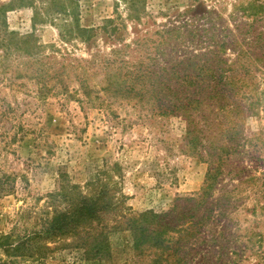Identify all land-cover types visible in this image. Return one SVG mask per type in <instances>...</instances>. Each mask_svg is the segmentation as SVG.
Returning <instances> with one entry per match:
<instances>
[{"label": "rangeland", "instance_id": "374dc122", "mask_svg": "<svg viewBox=\"0 0 264 264\" xmlns=\"http://www.w3.org/2000/svg\"><path fill=\"white\" fill-rule=\"evenodd\" d=\"M135 2L79 0L90 41L34 25L32 8L7 12L9 29L32 34L41 52L0 57V238H33L23 255L0 249V264H166L150 243L136 249L135 226L165 231L166 245L187 251L190 264H264V0ZM258 6L255 20L246 15ZM247 49L253 57L239 62L249 72L235 73L243 78L232 90L239 113L217 100L170 112L173 95L148 77L134 91L121 85L135 67L154 76L178 64L186 72L170 83L184 98L193 87L182 75L196 73L189 59L229 64ZM83 197L99 206L94 217L44 234Z\"/></svg>", "mask_w": 264, "mask_h": 264}, {"label": "trees", "instance_id": "16d2710c", "mask_svg": "<svg viewBox=\"0 0 264 264\" xmlns=\"http://www.w3.org/2000/svg\"><path fill=\"white\" fill-rule=\"evenodd\" d=\"M79 0H12L9 4L3 5L0 7V48H3V51L0 53V57L3 56L7 58L11 56L14 52L25 54L28 56L36 57L40 54L41 46L38 44L36 38L32 34H21L14 30L9 29V25L6 19V14L9 10H13L14 8H21V7H29L32 8L34 13L32 17L33 24L36 25L39 21H46L52 24H55L60 29V36L63 40L69 41L74 36L80 37L84 41H90L92 38L93 28H86L80 24V15L77 12L78 2ZM119 1H126L132 7L136 6L135 0H119ZM75 6L73 7V4ZM255 8V7H254ZM259 9L261 11V6L252 9L251 12L247 13L248 17L252 16L255 20L259 15ZM136 17L140 18V15L134 12ZM43 15V16H42ZM112 22V20H108ZM248 32V31H247ZM258 42V38H257ZM136 43L139 45L140 40L136 39ZM137 45V46H138ZM126 45L124 44L122 48ZM222 47V46H221ZM121 48L119 49L117 46L112 48V56L111 59L113 62H117L119 60L118 55L121 53ZM224 50V47H223ZM208 52L215 54L214 50H209L204 52L202 56H206ZM168 52L164 49L161 51L160 55H166ZM254 54V50L247 49L245 51H240L237 56V61L227 64L224 59H220V62H214L211 60H205L203 62H194L192 59L188 61L194 67H196V73L194 75H189V73H184L182 76L183 83L186 85L190 84L193 87V90L190 91L191 94L186 95L184 98H181L178 94L179 92L174 91L172 88V81L171 77L176 76L179 79L180 72H186L183 68L185 66H180L178 64H172L171 66L162 68L158 74L154 76L150 73L153 70L149 71L147 68L145 69H138L137 67L134 68V71L130 73H137L135 77H130V81L128 79H124L121 85L124 87L131 88L130 91H134L135 84L144 80L148 77L154 85H160L162 89H166L169 92L170 96V104H165V108L169 109L170 112L177 110H191L192 112H199L202 110V106L205 104L207 100H217L223 110L226 111H235V113H239V105L232 99L237 93L233 92V88L242 80L243 77L237 78L235 73H239L240 69L249 72V68L246 67L244 64H240L239 60L241 58L247 57L248 59L252 58ZM113 62H109V65L114 64ZM128 75V74H127ZM235 76V78H234ZM134 81V82H132ZM120 85V86H121ZM166 86V87H165ZM137 94V92H136ZM166 97V94H164ZM251 97H254L253 95ZM165 101L166 100L165 98ZM168 110L164 111L167 112ZM198 140V134L196 136ZM227 148L226 150L219 155V161H221L222 165H218L214 170L215 173L209 174L208 176V184L204 189L202 195L203 197L208 195V191L210 192L213 189L214 184L217 182L218 175L221 173V167L223 166V162L225 160V156L227 155ZM224 158V160H223ZM220 163V164H221ZM99 206L91 200H86L81 198L80 202L73 205L72 209L69 213L61 214L56 216L50 225L45 229V235H60L66 234L71 229L76 228L80 223L85 220L90 219V217H94L96 212L98 211ZM146 216V215H145ZM204 218V217H203ZM201 222L199 220L198 225ZM194 223V222H193ZM188 232H190V226H187ZM196 230L191 232L196 233ZM165 231L162 232H155V235H149L146 228L135 226L132 230V234L134 235L135 240V247L136 249L144 243H150L152 246H155L159 249H162L160 254V259L162 257H166L163 261L166 264H172L171 257L175 259L176 264H190V259L188 258L187 251L181 250L182 248L177 246H168L166 245V238L164 237ZM192 235V233H189ZM36 238V237H34ZM33 240L31 236L26 240H21L20 242L14 244L13 240H11V236L2 235L0 238V249L10 253H19L20 255L24 254L25 247L26 249L29 248L30 242ZM103 242L100 244H96V252L95 254H100L102 252L101 247ZM172 250L173 253L170 251ZM194 259H192L193 262ZM209 264L210 260L206 259ZM233 264H237L234 260L232 261Z\"/></svg>", "mask_w": 264, "mask_h": 264}]
</instances>
